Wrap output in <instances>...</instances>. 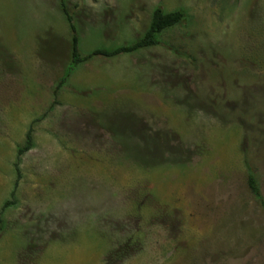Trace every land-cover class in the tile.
Wrapping results in <instances>:
<instances>
[{
  "label": "rangeland",
  "instance_id": "obj_1",
  "mask_svg": "<svg viewBox=\"0 0 264 264\" xmlns=\"http://www.w3.org/2000/svg\"><path fill=\"white\" fill-rule=\"evenodd\" d=\"M59 1L0 0V264H264V0H65L81 53L187 16L54 96Z\"/></svg>",
  "mask_w": 264,
  "mask_h": 264
},
{
  "label": "trees",
  "instance_id": "obj_2",
  "mask_svg": "<svg viewBox=\"0 0 264 264\" xmlns=\"http://www.w3.org/2000/svg\"><path fill=\"white\" fill-rule=\"evenodd\" d=\"M59 7L62 14L64 15V18L70 30V49L69 60L63 69L62 75L60 76L53 88L54 96H56L58 90L66 83L68 77L77 69V67L81 63L85 62L86 60H89L94 56L100 55L104 57H113L119 54L130 53L140 48L156 45L160 42V35L166 28L185 21L187 16L185 10L182 8L165 10L161 6H155L152 10L147 28L145 29L143 34L134 41L114 46L111 48L98 47L86 53H81L79 48L80 38L77 32V26L74 22L72 14L68 10L65 0L59 1ZM33 144L34 142L32 137V128L28 127L23 143L16 147L14 168L15 171L18 173L17 175H19L18 165L21 160V156L26 151L31 149L33 147ZM246 182L252 196L264 209V199L260 193L258 182L253 173L248 172ZM8 204H10V201H5L0 209V230L4 226V222L1 217V212Z\"/></svg>",
  "mask_w": 264,
  "mask_h": 264
}]
</instances>
